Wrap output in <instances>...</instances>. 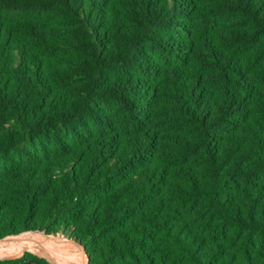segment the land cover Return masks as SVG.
<instances>
[{"label": "trees", "instance_id": "obj_1", "mask_svg": "<svg viewBox=\"0 0 264 264\" xmlns=\"http://www.w3.org/2000/svg\"><path fill=\"white\" fill-rule=\"evenodd\" d=\"M35 231L264 264V0H0V239Z\"/></svg>", "mask_w": 264, "mask_h": 264}, {"label": "bare ground", "instance_id": "obj_2", "mask_svg": "<svg viewBox=\"0 0 264 264\" xmlns=\"http://www.w3.org/2000/svg\"><path fill=\"white\" fill-rule=\"evenodd\" d=\"M37 248L54 251L60 257L73 261L74 263L76 262V264H87L84 254L79 250L80 248L78 249L72 242L66 241L65 239H53L48 236H45L40 241L33 236H27L0 243V258L25 250H36Z\"/></svg>", "mask_w": 264, "mask_h": 264}, {"label": "rangeland", "instance_id": "obj_3", "mask_svg": "<svg viewBox=\"0 0 264 264\" xmlns=\"http://www.w3.org/2000/svg\"><path fill=\"white\" fill-rule=\"evenodd\" d=\"M21 234H23V233H21ZM24 234H27V233H24ZM27 236H33L34 238H37L39 241L43 240V238L45 236H48L50 238L52 237L53 239L58 238V239H63V240L65 239L66 241H70V239H68L67 237H65L62 234L53 235V234H47V233L42 232V231L41 232L35 231V232H32L31 234L24 235V236H19V237H14V238L8 237L4 240H1L0 243H3V242L8 241V240H16V239L24 238ZM74 246H76V245L74 244ZM77 248L79 249V247H77ZM79 250L82 252L81 249H79ZM25 252L35 254L39 257H43V258L47 259L48 261H51L55 264H76V262L74 263L73 261H69L68 259H64V258L60 257V255L54 251L45 250L43 248H37L36 250H34V249L33 250L32 249L31 250H25V251H21L20 253H13V254H10L6 257H1L0 259L20 256V255L24 254ZM83 254H84L85 260L88 264V262H89L88 256L85 253H83Z\"/></svg>", "mask_w": 264, "mask_h": 264}, {"label": "water", "instance_id": "obj_4", "mask_svg": "<svg viewBox=\"0 0 264 264\" xmlns=\"http://www.w3.org/2000/svg\"><path fill=\"white\" fill-rule=\"evenodd\" d=\"M23 233H32V232H23ZM19 234H21V233H19ZM19 234H14V235L5 236V237L1 238L0 241L6 239V238H8V237L17 236V235H19ZM70 241H71L73 244H75L77 247H79V248L82 250L83 253L86 254V252H85V250H84V248H83L82 246H80V245L74 243L72 240H70ZM20 256H21V255H20ZM16 257H19V256H16ZM9 258H12V257H9ZM3 259H7V258H3ZM88 259H89V257H88ZM0 260H2V259H0ZM49 262H51V261H49ZM51 263H52V264H55V263H53V262H51ZM88 264H89V262H88Z\"/></svg>", "mask_w": 264, "mask_h": 264}]
</instances>
